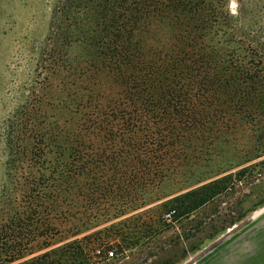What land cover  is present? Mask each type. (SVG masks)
Listing matches in <instances>:
<instances>
[{"label":"trees","instance_id":"trees-1","mask_svg":"<svg viewBox=\"0 0 264 264\" xmlns=\"http://www.w3.org/2000/svg\"><path fill=\"white\" fill-rule=\"evenodd\" d=\"M224 3L56 1L43 80L57 119L48 114L33 157L40 174L25 179L32 203L104 186L96 175L107 170L136 176L193 142L208 146L264 121V54L237 33ZM226 179L198 189L199 202ZM2 231L0 263L10 264L22 256Z\"/></svg>","mask_w":264,"mask_h":264},{"label":"rangeland","instance_id":"rangeland-1","mask_svg":"<svg viewBox=\"0 0 264 264\" xmlns=\"http://www.w3.org/2000/svg\"><path fill=\"white\" fill-rule=\"evenodd\" d=\"M56 1L0 0V230H10V253L22 256L10 264H264L261 119L136 176L107 170L96 175L104 186L30 201L25 179L40 174L33 157L48 114L57 119L43 80ZM224 2L237 33L264 54V0ZM225 177L199 202L198 189Z\"/></svg>","mask_w":264,"mask_h":264},{"label":"built area","instance_id":"built-area-1","mask_svg":"<svg viewBox=\"0 0 264 264\" xmlns=\"http://www.w3.org/2000/svg\"><path fill=\"white\" fill-rule=\"evenodd\" d=\"M171 215H172V212H169V213L165 214V218L170 219ZM105 256H106V258H111L112 256H114V253H113V251L110 250V251L106 252Z\"/></svg>","mask_w":264,"mask_h":264},{"label":"water","instance_id":"water-1","mask_svg":"<svg viewBox=\"0 0 264 264\" xmlns=\"http://www.w3.org/2000/svg\"><path fill=\"white\" fill-rule=\"evenodd\" d=\"M263 210H264V207H263L261 210H259V212H260V211H263Z\"/></svg>","mask_w":264,"mask_h":264}]
</instances>
